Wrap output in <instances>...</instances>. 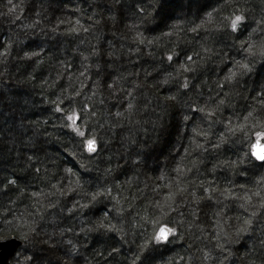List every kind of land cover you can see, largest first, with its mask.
Listing matches in <instances>:
<instances>
[{
    "label": "trees",
    "instance_id": "trees-1",
    "mask_svg": "<svg viewBox=\"0 0 264 264\" xmlns=\"http://www.w3.org/2000/svg\"><path fill=\"white\" fill-rule=\"evenodd\" d=\"M260 137L264 0H0L12 264H264Z\"/></svg>",
    "mask_w": 264,
    "mask_h": 264
},
{
    "label": "water",
    "instance_id": "water-1",
    "mask_svg": "<svg viewBox=\"0 0 264 264\" xmlns=\"http://www.w3.org/2000/svg\"><path fill=\"white\" fill-rule=\"evenodd\" d=\"M94 141V140H92ZM96 144V149H97V143ZM86 148L88 150V143L86 145ZM251 153L253 158L257 161L262 163L260 160L256 158L255 153H262L264 154V140L258 139L255 141L252 146H251ZM169 228L163 227L160 231L159 234L162 231H166ZM171 234V233H170ZM169 234V236H170ZM0 240H7L8 243H6L3 247H0V264H12L14 261L15 257L17 256L20 248L24 246V243L22 240L15 238V237H10V238H3Z\"/></svg>",
    "mask_w": 264,
    "mask_h": 264
},
{
    "label": "snow or ice",
    "instance_id": "snow-or-ice-1",
    "mask_svg": "<svg viewBox=\"0 0 264 264\" xmlns=\"http://www.w3.org/2000/svg\"><path fill=\"white\" fill-rule=\"evenodd\" d=\"M243 17L242 16H236L235 17V20L233 21V23H232V28H233V30H236L237 29V25L239 24V23H241L242 21H243ZM169 59L171 60L172 59V57H169ZM189 59H191V57H189ZM243 67H245V68H247V65H244ZM185 87H187V84H185L184 85ZM129 107H131V105H129ZM68 119L69 120H73L74 118L72 117V116H69L68 117ZM97 149H96V144H95V141H92V140H89L88 141V151L89 152H95ZM255 155H256V158L258 159V160H260L262 163H264V154H262V153H255ZM240 232H243V231H245V229H240L239 230ZM172 232V230L171 229H168V230H166V231H162L160 234H158L157 236H156V240L158 241V242H168V240H169V234ZM239 234V233H238ZM6 243H8V241L7 240H0V247H3Z\"/></svg>",
    "mask_w": 264,
    "mask_h": 264
},
{
    "label": "rangeland",
    "instance_id": "rangeland-1",
    "mask_svg": "<svg viewBox=\"0 0 264 264\" xmlns=\"http://www.w3.org/2000/svg\"><path fill=\"white\" fill-rule=\"evenodd\" d=\"M55 243V244H54ZM47 248H49V249H52L53 247L54 248H56V246H58L59 247V244H58V241L56 242V241H52V240H49V242L48 243H46V244H44ZM45 252H46V250H45ZM45 252L44 251H41L40 253L39 252H36V253H34L33 252V254L31 255L32 257V259H33V263L32 264H41V263H44L45 261H46V259H44V254H45ZM49 253V252H48ZM45 257H46V255H45ZM23 258V255H22V253H20L19 254V259H22ZM19 259H18V261H19ZM70 260V259H69ZM69 260H64V261H62V264H70V261ZM72 262H73V264H81V261H80V259L79 258H77V257H75L74 258V260L72 259ZM56 263V262H55ZM46 264H49V262L48 263H46ZM51 264H54V263H51ZM57 264V263H56Z\"/></svg>",
    "mask_w": 264,
    "mask_h": 264
}]
</instances>
